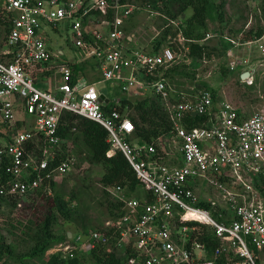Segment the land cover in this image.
Masks as SVG:
<instances>
[{"label":"built area","instance_id":"built-area-1","mask_svg":"<svg viewBox=\"0 0 264 264\" xmlns=\"http://www.w3.org/2000/svg\"><path fill=\"white\" fill-rule=\"evenodd\" d=\"M1 1L9 26L0 44V197L52 193L47 184L71 172L73 154L54 166L66 143L59 135L66 113L105 128L107 155L122 152L139 181L133 192L106 188L121 204L119 215L89 234L68 232L50 255L74 258L115 240L111 252L124 264H264V106L247 116L206 88L178 90L164 77L191 59L188 43L206 39L189 40L176 24L168 45L139 52L125 30L137 10L129 1ZM61 25L71 29L72 59L49 47L46 28ZM224 39L232 44L227 69L251 68L231 53L236 42ZM255 43L264 56V36L244 45ZM83 62L97 64L100 80L75 72ZM104 83L157 96L170 130L154 143L131 141L136 128L128 112L104 111L119 102L104 95Z\"/></svg>","mask_w":264,"mask_h":264},{"label":"rangeland","instance_id":"rangeland-1","mask_svg":"<svg viewBox=\"0 0 264 264\" xmlns=\"http://www.w3.org/2000/svg\"><path fill=\"white\" fill-rule=\"evenodd\" d=\"M217 4L225 3V19L222 23L210 22L208 24V31L206 32V40L203 39L201 44H208L209 46H218L219 37L232 39L236 45L232 48V54L235 56H244L250 60L251 68L246 70H238L231 72L227 69L228 55H220L218 52L210 59L191 58L182 65L185 76L176 77L174 84L178 90L190 91L197 88L199 83H207L211 89L217 92V97L223 100H228L233 103L239 110L245 112L246 115H253L257 108L264 106V56L259 53V43L253 45H244L246 42H254L260 38L246 41V35L249 32L256 33L258 28L264 29V16L262 13L263 0H214ZM136 7V12L129 19L127 23V34L133 39L132 48L139 52H151L155 49L157 40L168 30L169 37L173 39V33L178 32L177 25H185V21L193 14L192 10H187L179 14L176 7L167 5L165 2H159L157 7L151 2L144 0L129 1ZM2 1L0 0V7ZM179 14V16H177ZM176 16V17H173ZM171 21L175 24L171 25ZM184 22V23H183ZM48 35L49 47L58 51H64V58L72 59L76 57L75 50L71 46L70 36L71 29L61 25L58 30H53L50 27L46 28ZM210 38L207 40V38ZM4 26L0 23V44L4 40ZM170 38L163 43L162 46L168 45ZM255 47V48H252ZM221 48V46H218ZM246 72L252 73L249 81L246 77L242 78ZM86 74L92 81L100 80V74L93 70H87ZM252 82V83H248ZM52 84L54 81L52 80ZM40 86V84L38 85ZM108 99H133L135 96L133 92L129 94L121 93L117 88L111 87V84L104 83L99 86ZM22 118V115H18ZM71 145V146H70ZM68 153H76L73 145L70 142ZM75 155L74 167L70 173L59 178L57 183V193L70 198L73 197V204L79 210V223L89 228L103 229L107 216L104 208L101 206L105 201H113L110 195L104 193V187L100 184V179L104 174V168L101 165H89L81 162L78 154ZM9 203H16V205L4 204L0 208V241L11 245L14 250V259H7V264H21L18 258L28 253L33 246V230L31 228L30 220L32 214H27V207L34 203L33 198H17L12 200H5ZM83 223V224H82ZM81 229V228H80ZM78 231L77 224L69 223L60 219L56 232L76 234ZM95 231L91 229V232ZM87 254L86 251L81 250L80 256ZM50 252L48 251L43 258H37L30 261H24L22 264H49ZM17 260V261H16ZM83 264V258H82ZM90 264V263H86Z\"/></svg>","mask_w":264,"mask_h":264},{"label":"trees","instance_id":"trees-1","mask_svg":"<svg viewBox=\"0 0 264 264\" xmlns=\"http://www.w3.org/2000/svg\"><path fill=\"white\" fill-rule=\"evenodd\" d=\"M132 0H123V2ZM151 2L156 6L159 2H165L167 5H172L177 8L179 14L192 10L193 14L185 21V25L180 27L184 36L189 40L201 41L206 38L208 31V24L210 22L222 23L225 19V3L217 4L214 0H144ZM262 13L264 16V0L262 2ZM179 14L177 16H179ZM176 17V16H173ZM0 23L4 26V33L8 32L9 21L8 18L0 10ZM184 23V22H183ZM126 32L128 28L126 27ZM169 30V29H168ZM168 30L157 40L155 45V52L167 41L170 35ZM178 30V29H177ZM264 33L263 28H258L256 33L249 32L246 35V41L260 38ZM177 35V32L173 33ZM169 43V42H168ZM218 46H209L201 43H188L190 52L186 54L188 58H211L218 52L220 55L227 53L228 49L232 47L231 42L225 40L223 36L219 37ZM174 50L177 52V46ZM97 64L86 63L74 65L75 72H84L88 69L96 71ZM185 65H174L164 73V77L169 79L171 83L176 84V77H183V68ZM199 88H206L217 95V92L210 88L207 83L197 84ZM117 110L119 112H128L129 117L135 124L136 131L131 137V141L139 143H154L159 137L165 135L170 130V122L167 114L161 106L157 96L147 94L145 96L134 97L133 99L121 98L118 103H112L104 107L106 114ZM59 135L65 140L63 145V153L55 161L54 166L66 159L69 154L67 151V143L71 142L73 149L81 162L89 165H101L104 168V174L100 179V184L104 187V193H108L105 189L109 187L121 186L128 189L130 192L135 191L139 187V181L134 170L129 164L122 152L116 151L112 156L107 153L111 150V145L108 142L109 133L100 124L84 117L66 113L61 120V127ZM1 136V133H0ZM75 152V151H74ZM74 152H71L74 154ZM75 156V155H74ZM52 193L49 191H40L36 196H33L34 203L38 204L27 207V214H32L30 224L33 230V246L25 255L20 256L17 260L19 263L30 261L37 258H43L50 249L59 243L68 240V235L65 232L58 234L56 232L60 219L66 222L77 224L78 231L76 234H89L91 229L100 230V228H89V226L81 225L79 223V210L73 204V197L67 198L60 193H57V183L50 181L48 184ZM5 198L0 197V208L6 203L16 205V203L6 202ZM107 219H115L120 211L121 204L116 201H105L101 205ZM83 224V223H82ZM81 228V229H80ZM115 240L111 241L109 246L98 245L96 249L87 252V254L80 256L76 253L74 258H65L62 254H54L50 257L49 264H124L122 259H119L116 253L111 252L115 247ZM14 250L11 245L0 241V264H7V259H14ZM16 259V258H15ZM16 260V261H17Z\"/></svg>","mask_w":264,"mask_h":264},{"label":"crops","instance_id":"crops-1","mask_svg":"<svg viewBox=\"0 0 264 264\" xmlns=\"http://www.w3.org/2000/svg\"><path fill=\"white\" fill-rule=\"evenodd\" d=\"M86 63H90V62H83V64H86ZM77 66V65H76ZM96 69H97V66H96ZM89 70H91V69H89ZM96 72H97V70H96ZM80 75L79 76H81V77H86L87 78V80L88 81H90V82H96V81H98V80H96V81H92L91 79H89V77H87L88 75L86 74V71H84V72H82V71H80V72H78ZM98 73V72H97ZM54 81V80H53ZM47 87H49V86H52V83H46L45 84ZM112 100L114 99L113 97L111 98Z\"/></svg>","mask_w":264,"mask_h":264},{"label":"water","instance_id":"water-1","mask_svg":"<svg viewBox=\"0 0 264 264\" xmlns=\"http://www.w3.org/2000/svg\"><path fill=\"white\" fill-rule=\"evenodd\" d=\"M247 76H248V72H246L245 75H242V78L247 77ZM101 100H103V98ZM106 102H105V104H106Z\"/></svg>","mask_w":264,"mask_h":264}]
</instances>
